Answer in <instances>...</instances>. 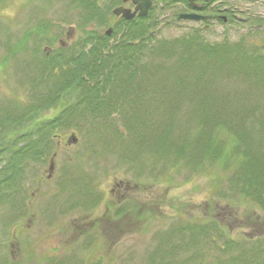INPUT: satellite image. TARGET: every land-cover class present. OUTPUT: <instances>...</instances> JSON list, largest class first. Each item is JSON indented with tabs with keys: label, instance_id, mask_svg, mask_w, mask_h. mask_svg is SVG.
Masks as SVG:
<instances>
[{
	"label": "rangeland",
	"instance_id": "obj_1",
	"mask_svg": "<svg viewBox=\"0 0 264 264\" xmlns=\"http://www.w3.org/2000/svg\"><path fill=\"white\" fill-rule=\"evenodd\" d=\"M81 1L0 0V11L20 6L11 23L0 17V119H18L33 102L39 109L40 98L67 75L69 70L60 69L67 67V54L80 48L84 34L114 32L120 19L112 10L132 8L129 0L112 6L110 0H99L104 19L98 20ZM169 1L155 0L145 21L149 53L142 54L137 68L143 65L148 73L132 82L129 73H122L126 77L111 90V107L91 114L84 104L76 106L69 121L46 136L45 147L34 148L32 153L41 156L31 154L13 186H1L0 264H218L242 253L255 260L264 256V212L241 197V185L231 183L234 170L223 173L206 164V173L195 172L187 162L194 160L192 145L183 157L175 154L185 138L194 142L199 115L252 109L264 119V90L243 75L226 76L225 69L218 75L212 69L191 73L193 66H180L181 61L195 65L197 59H189L193 50L180 44L173 54L160 50L194 36L199 46L264 48V0H201L209 7L205 16L227 12L226 22L214 19L204 29L200 21L177 20L188 11L175 3L179 0ZM28 32L23 50L2 64ZM123 33L111 34L108 45ZM57 111L40 109L36 119L50 120ZM31 125L24 121L10 135L1 126L0 142L33 143L38 137L29 134ZM159 137L165 147L154 153L149 140ZM8 156L0 152L4 175ZM199 220L217 221L220 235L211 226L202 244H193L186 228ZM248 242L263 244L262 252L251 251Z\"/></svg>",
	"mask_w": 264,
	"mask_h": 264
},
{
	"label": "trees",
	"instance_id": "obj_2",
	"mask_svg": "<svg viewBox=\"0 0 264 264\" xmlns=\"http://www.w3.org/2000/svg\"><path fill=\"white\" fill-rule=\"evenodd\" d=\"M120 1L110 0L109 3L112 6L115 2L119 3ZM158 1L170 3L169 0ZM98 2L99 0H82L80 3L86 5L90 17L94 16L98 20L100 18L102 20L104 18L101 17L102 11L98 7ZM150 14L151 11L146 17H136L130 21L120 19L111 37H114V34L118 32L124 33L115 45H108L110 36L105 34L96 35L93 32L84 34V38L79 42L80 48L67 54L69 61L64 63L67 67L60 69L61 73L69 70L67 75L58 78L59 81L54 82L51 86L52 91L47 96L40 98L44 102L42 106L37 109L34 102L26 104L24 106L27 110L26 113L24 112V115L18 119L15 116L0 119V127L8 129L5 131L6 135L12 134L15 128L20 127V123L27 121L32 124L29 134L32 133L33 135L35 133L38 137L33 143H26L23 146H18L14 142H11V144L0 142V152L9 155L7 164L4 167V172H7V170L9 172L6 175L0 172V189L3 183H7L10 187L13 186L14 179L16 180L21 172L20 168L28 162L31 154L32 156H41L40 152L36 155L32 153L34 148L45 147L46 136L55 133L61 123H67L69 121L68 115L76 109V106L84 104L83 110L88 109L91 114H94L98 109L111 107L113 97L111 90H114L116 80L120 81L128 76L127 78L131 79L132 82L133 79L141 76L139 73H148L146 67L142 65L137 68V64H139V60L143 57L142 54L145 51L149 53L145 46L150 42L151 35L146 38L144 36L148 32L145 21L150 18ZM135 24L138 26H135ZM135 28H137V31L134 30ZM39 29L40 27L37 30L39 31ZM34 34H39V32ZM30 35V32L26 33L21 40L12 46L8 54L2 59V64L6 63L14 53L23 50ZM197 41H199L198 36L181 39L177 43L173 42L169 47L161 46L162 49L160 50L165 54H173L174 45L180 44L187 52L193 50L191 54L194 55L190 54L189 59L192 57L197 59L195 65L187 58L181 61L180 66H188L189 64L193 66L190 70L191 73L195 70L198 75L200 70L202 73L206 69H212L218 75L225 69L226 76H231V72L235 75H243V77L251 82L254 81L264 90V48L259 49L256 47L258 50L250 52L243 49L235 50L225 45L211 47L201 44L199 46L196 44ZM186 55L188 57V54ZM122 73L129 74L124 76L125 74ZM154 73L155 71L150 72L151 76ZM55 74L53 75L54 78ZM203 81L205 82L204 79ZM109 86H111L110 90H108ZM80 95L82 97L79 99ZM73 99H76V101L74 105H71L70 102ZM222 106L225 110V105ZM48 107H56L58 109L57 115L50 120L37 121L38 111ZM256 114L252 109H243L238 112L236 109H232L231 113L221 115L219 113L199 115V121L195 128L197 135L194 142L191 144L190 140L185 138L179 143L182 148L176 149L175 154L178 158L183 157L187 148L191 149L190 146L192 145L189 153L195 155L194 160L193 158H187V162L190 166H193L195 172L203 171L207 167L206 164L208 166H219L223 173H227L228 169L229 172L233 169L234 176L231 183L235 184L236 187H239L237 184L241 185L240 190L237 189L242 195L241 197H247L264 212V119H258ZM101 118H104V115H101ZM170 127L171 125L168 128ZM221 135H225L226 139L221 140ZM220 141L221 144H224L223 147H219ZM164 143V137L149 140L150 149L152 148L154 153L156 148L163 150ZM173 145L167 144V146L172 147ZM205 171L207 172V169ZM211 226L212 229L215 228L217 235H220L222 228L214 220H205L204 222L199 220L197 225L187 227L192 243L199 242L202 244V240L206 236V230ZM248 244V248H252L251 251L254 253L256 251L262 252L263 244L253 242H248ZM246 252L248 251L246 250ZM251 258H253L252 255L242 253L240 256L232 257L226 261H219L218 264H264V256L257 260Z\"/></svg>",
	"mask_w": 264,
	"mask_h": 264
},
{
	"label": "water",
	"instance_id": "obj_3",
	"mask_svg": "<svg viewBox=\"0 0 264 264\" xmlns=\"http://www.w3.org/2000/svg\"><path fill=\"white\" fill-rule=\"evenodd\" d=\"M125 1L126 0H124V2ZM153 2L154 0H131L132 5L134 6L133 10L119 6L112 10V14L126 21L133 20L136 16L145 17L148 14V11L151 9ZM179 18L191 21H200L205 19L204 17L195 14L180 15ZM111 32L112 30L109 29L105 32V34L110 36ZM51 168L52 166H50L49 169Z\"/></svg>",
	"mask_w": 264,
	"mask_h": 264
},
{
	"label": "flooded vegetation",
	"instance_id": "obj_4",
	"mask_svg": "<svg viewBox=\"0 0 264 264\" xmlns=\"http://www.w3.org/2000/svg\"><path fill=\"white\" fill-rule=\"evenodd\" d=\"M177 2L179 5L184 6L186 8V10L188 11L187 13L183 12L182 14H186V15L195 14V15L203 16L206 18L205 20L200 21V23H202V29H204L203 27H206V26L210 28V25L206 24V23L210 22L214 19H217L221 22H225V20H223V18H226L225 16H227V12H224L223 13L224 15H221V14L218 15V13H217L216 17L211 16V15H208V16L203 15L202 12H206V9H208L209 7H208V5L206 6L207 3L202 4L201 0H179V1H176L175 3H177ZM130 9H133V6ZM177 20H183V19H179V16H178ZM193 22H198V21H193ZM195 24H197V23H195Z\"/></svg>",
	"mask_w": 264,
	"mask_h": 264
},
{
	"label": "clouds",
	"instance_id": "obj_5",
	"mask_svg": "<svg viewBox=\"0 0 264 264\" xmlns=\"http://www.w3.org/2000/svg\"><path fill=\"white\" fill-rule=\"evenodd\" d=\"M19 8V5L10 6L9 8L0 11V17H3L7 22L11 23L19 14Z\"/></svg>",
	"mask_w": 264,
	"mask_h": 264
}]
</instances>
